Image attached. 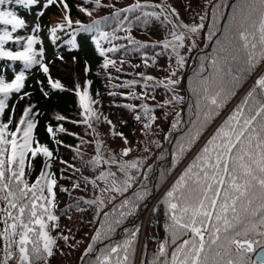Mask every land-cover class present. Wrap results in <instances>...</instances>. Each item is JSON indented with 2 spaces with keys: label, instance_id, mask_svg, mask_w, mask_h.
<instances>
[{
  "label": "snow or ice",
  "instance_id": "1",
  "mask_svg": "<svg viewBox=\"0 0 264 264\" xmlns=\"http://www.w3.org/2000/svg\"><path fill=\"white\" fill-rule=\"evenodd\" d=\"M54 3L62 6L63 17L47 28L50 39L54 42L58 30L70 29L72 36L66 43L76 49L79 47L76 33L91 34L90 39L103 57L105 68L115 64L108 54H115L118 48H124L122 44L112 43L116 39H126L130 45L140 49L151 46L160 52L167 51L169 75L157 79L141 72L135 74L142 77L141 80L123 81V85L132 87L133 91L122 92L120 95L141 99L139 105L129 103L125 107L142 110L147 118L145 128L156 119L153 109L185 102V97L179 94L176 86L185 79L183 70L189 54L193 49H197L199 64L194 62L195 70L190 69L187 77L188 90L195 94V102L188 101L185 108L176 111L168 131L164 133L165 141H175L171 151L173 165L184 157L200 133L219 115L218 110L234 94L233 90L255 73L253 83L239 103L203 141L191 161L164 193L161 201L167 212L164 228L166 233L170 234L171 241L166 237L159 243L158 251L149 264H264V0H258V4L256 0H249L244 5L240 0H232L230 4L227 0H217V3L212 5L211 19L204 34L205 41L215 40L210 58L200 51L197 45V39L205 27L207 12L200 16L198 23H185L183 20L176 23L163 10V4H154L152 0H135L124 7L103 5L101 0H93L95 6L113 7L114 12L83 23L80 20H72L67 0H0V24L3 25L0 27V58L23 62V68L15 71L11 79H6L5 75L0 73V201L3 202L0 207V240L3 243L0 264H9V260L13 258L16 259V264H33V261L40 259L42 255H53L57 237L62 238L65 243L68 241V236L62 231H58L56 236L50 234V229L60 227L59 216L53 210L57 195V178L51 170L52 161L58 151L54 152L35 134L39 109L29 104L13 125V104L7 119H4L5 110L9 108L6 101L13 92L20 98L29 95L22 92V89L28 75L26 70L34 65L48 74L47 84L50 89H65L61 80L54 79L50 74L49 62L44 56L45 48L34 47L37 41L42 42V37L36 33L44 26L36 22L31 27L32 34H16L17 30L27 29L28 22L18 14L15 5H23L26 8L36 6V15L40 16ZM156 8L161 11H149ZM80 9L91 15L89 8L81 5ZM134 10H139L141 15L131 19L127 15H124L123 19L120 18L122 13H132ZM171 13L179 18L174 7L171 8ZM161 16L164 17L165 25H172L163 39L144 41L132 35L130 29L133 27V21L139 22L143 17L142 23L147 25L150 18L159 19ZM110 23H115V29L106 31L105 26ZM73 24L76 25L75 28L71 27ZM117 31H124L125 35L117 37ZM235 37L239 38V44L235 42ZM6 42H15L17 47L13 50L6 46ZM104 42H107L109 47H104ZM158 46H162V49ZM183 48H187V52H182ZM143 55L146 57L143 63L147 66L148 53L143 52ZM57 56L63 59L59 53ZM151 60L155 62L156 56L153 55ZM89 68L86 64L85 70ZM108 77L113 78L111 73ZM39 83L43 87V82ZM91 84V80H86L82 88L77 82L72 89L78 97L82 119L71 122L85 125L86 132L92 128V121L99 124L101 120V114L93 107L98 100L93 99L90 93L88 86ZM137 84L141 85L144 91L137 93ZM161 85L171 94V98L166 97L160 104L147 103L144 97L148 95V90L151 89L154 93ZM43 94L48 96L50 91L46 90ZM185 112L187 119L183 118ZM140 115L141 113L137 112L136 118L139 119ZM164 115L166 116L167 112ZM104 119L112 125L111 120L107 117ZM112 127L115 128L114 125ZM45 128L57 145L63 143L57 139V131H67L62 124L54 126L48 122ZM92 131L99 135L96 128H92ZM69 134L84 142L78 134ZM117 134L127 143V137L122 132L113 131V135ZM153 143L158 146L160 142ZM95 144L96 154L84 161L93 171V175L82 176L72 182L73 188L83 183L91 184L94 190H98L94 191L92 199L78 198L88 205H94V218L99 219L98 226L83 250L81 264L94 252L96 255L88 264H133L130 257L135 252L134 241L139 226L131 230L124 228L123 232L127 235L121 243H112L111 237L127 217L135 215L141 201L146 197L150 198L145 185L153 165L144 168L146 157L123 159V156L132 151L130 147H123L120 150L121 158L117 159L115 153L108 157L101 154L100 146L103 141L97 139ZM76 152L83 158L78 148ZM38 154L44 158L43 165L30 182L28 177L31 175V160ZM163 155L161 152L160 156ZM61 162L67 163L62 158ZM104 165L107 167H101ZM112 166H115L114 170ZM63 171L60 170L61 177ZM98 182H103V186ZM153 187L155 188V185ZM61 189L67 191L63 186ZM117 197H120L118 201ZM113 201L117 202L112 203ZM107 204L112 206L107 211H102ZM151 211L159 212V207H153ZM249 232H252L253 236L249 237ZM181 236L187 238L172 249L169 257L168 244L174 243ZM241 236L245 238H237ZM105 240L108 241L107 244L103 243ZM161 255L164 256L163 261L159 259Z\"/></svg>",
  "mask_w": 264,
  "mask_h": 264
},
{
  "label": "trees",
  "instance_id": "2",
  "mask_svg": "<svg viewBox=\"0 0 264 264\" xmlns=\"http://www.w3.org/2000/svg\"><path fill=\"white\" fill-rule=\"evenodd\" d=\"M70 6V16L73 21L80 20L81 22H89L92 19L111 14L114 12L113 7H98L94 4L84 5L82 0H67ZM93 2V0H90ZM103 5H115V7H124L128 4H132L135 0H101ZM230 4L232 0H227ZM249 0H240L242 5L247 4ZM258 4V0H256ZM154 4H163L164 11L168 13L172 20L179 23V20H183L185 23L199 22V18L205 12H207V18L204 21L205 27L201 32L200 37L197 39V45L200 51H202L207 57H211L213 47L215 46V40L205 41L204 34L208 29V22L211 19V8L212 5L217 3V0H152ZM87 7L91 10V15L85 14L80 6ZM15 9L18 14L23 16L28 22L27 29L17 30L16 34L26 35L32 34L31 27L32 23L29 20L30 14L27 13L30 9L23 5H15ZM175 8L178 13H171V8ZM161 11L160 8L149 9V11ZM57 6L52 8L47 7L43 15L39 16V19L44 23V31L48 33L47 28L52 26V14L59 12ZM127 15L129 19L133 16H140L139 10H134L132 13H122L121 19ZM257 13V18H258ZM164 17L161 16L159 19L150 18L147 25L142 23L141 20L133 21V27L130 29L132 35L139 40L144 41H155L161 40L165 37L168 30L171 29L172 25L163 23ZM3 25L0 24V27ZM76 26L75 24L73 25ZM10 27V26H9ZM115 29V23H110L105 26L106 31ZM253 29H249L252 31ZM70 29H65L63 36L54 45H45L50 53L45 57L46 61L49 62L50 74L54 79H60L65 85V89L55 90L50 89L47 84V75L39 69L38 66H33L31 69H27L28 75L25 79V86L22 92L29 93V95L20 98L18 94L13 92L6 103L9 108L5 110L4 119L6 120L11 105L15 104V112L13 115V125L18 121L23 109L29 104L35 105V108L39 109L37 116L38 125L35 129L37 138L42 143H47L54 152L58 151L56 158L52 161L51 170L56 174L57 185L56 187V202L54 212L59 216V229H50V234L56 236L58 231H62L64 235L68 236V241H65L57 237L56 245L53 248V255L51 257L42 255L40 259L34 260L33 264H81V256L84 248L87 246L91 239V235L94 233L95 228L99 224V219L94 218V205H88L83 200H78L80 197L92 199L94 198V190L91 184L84 185L81 183L78 187L73 188L72 182L82 176H91L93 171L88 165L84 163L85 160L96 154L97 145L95 141L97 139L103 141L100 146L101 154L108 157L111 153H115L117 159L121 158L120 150L123 147H130L132 151L127 155L123 156V159H133L134 157L141 156L146 157L144 161V168L147 169L148 165H153L152 170L149 172L146 181V187L150 194V198L146 197L141 201V206L135 213V215L127 217L123 224L119 225L111 237L112 243H121L126 237V233L123 232L124 228L133 229L137 225L139 231L137 232L134 246L135 252L130 257L133 264H149L153 259L154 254L158 251V246L161 241H164L167 237L171 241L170 234L166 233L164 224L167 218L166 207L161 203L164 193L168 190L171 184L178 178L180 173L183 171L187 163L191 161L198 148L202 146L203 141L215 130L222 120L235 108L239 103L240 99L249 89L253 83V77L246 78L238 87L233 91L234 94L227 99L226 103L218 110L219 115L215 116L212 122L200 133L198 139L191 149H189L184 157L175 165L172 164L171 151L172 145L175 141L167 142L164 139V133L168 131V127L175 115L176 111H180L185 108L188 101L195 102V94L188 90L187 77L189 76V70L194 68V62L196 65L199 64L197 49L189 54L186 66L183 70V76L180 84L176 87L179 89V94L185 97L184 103L168 104L163 107H157L153 109L156 119L151 122L148 128H145L147 118L143 115L140 108L135 110L125 107L126 104L132 103L139 105L141 103L140 98H129L121 96L122 92L133 91L132 87L124 86V80L137 79L141 80L142 77L135 75L136 73H145L151 75L157 79L163 78L169 75L167 71L169 57L167 51L160 52L157 48L151 46H145L140 49L138 46L133 47L126 39H116L112 43L122 44L124 48H118L115 54L109 53L111 59L115 61L114 65H109L107 68L103 67V57L96 50L94 42L90 39L89 33L79 32L76 37V41L79 45L78 48L72 49L70 45L66 43L68 40V33ZM117 37H123L124 31H117ZM259 33H257L258 39ZM49 42V36L47 35ZM235 42L240 43L239 38L235 37ZM187 43V41H186ZM56 45H59L57 48ZM7 47H17L15 42H6ZM40 41H37L34 47H40ZM104 47H109L107 42H104ZM162 49V46H158ZM182 52H187V48H183ZM143 52L148 53L147 59L149 63L147 66L144 65L143 61L146 58ZM62 56L60 59L57 56ZM155 55L156 60L153 62L151 57ZM223 55V53H221ZM75 57V60H73ZM173 64L175 58L173 57ZM90 66L89 70H85V65ZM23 68L22 61H10L7 58H0V73L5 75L6 79L13 78L14 72L19 71ZM209 70L211 66L209 65ZM111 73L112 79H109L108 74ZM179 74V73H178ZM207 74V73H205ZM91 80L92 84L89 85L90 93L93 99L98 100V103L94 104L93 107L101 114V120L99 124L92 121V128H96L99 135L93 133L92 128L85 131V125H77L71 121L80 120V108L78 104V97L72 90L74 85L78 82L81 87L85 86V81ZM43 82V87L41 83ZM151 84L152 81H149ZM193 84H196V77H193ZM117 85V87H113ZM227 87V85H226ZM49 90L50 94L45 96L44 91ZM137 93L144 91L141 85L135 86ZM97 93L99 94L97 96ZM154 96V98H149ZM171 98V94L167 93L164 87L158 86L153 93L151 89L148 90V95L144 97V100L149 104H160L165 98ZM2 98V94H0ZM140 112L139 119L136 118V113ZM165 112L167 115L165 116ZM60 117H67L68 119H60ZM107 117L111 120L112 125L115 126L113 129L107 120ZM183 118L187 119V113H183ZM52 123L54 126L62 124L66 132L57 131V139L63 141L62 144L57 145L53 139L50 138L46 131V123ZM143 129V131H142ZM113 131L116 133L122 132L127 137V143L125 140L117 135H113ZM69 133H76L79 137L83 138L84 142H81L77 136L70 135ZM178 134V133H177ZM153 141H159V145L153 143ZM70 145L71 147H68ZM80 150L83 158H81L76 149ZM146 149V150H145ZM163 152L164 155L160 156ZM61 158L67 163H62ZM44 158L38 154L37 157L31 160V175L28 177L29 181L39 173ZM107 167V165L101 166ZM113 170L115 166H112ZM63 169V177H61L60 170ZM28 169L26 167V173ZM119 175V173H118ZM142 178V177H141ZM103 186V182H98ZM139 179L137 180V184ZM155 185V188L153 187ZM66 188L67 191L61 189ZM131 191V190H129ZM128 195V193H125ZM120 197H117V201ZM113 201L112 203H116ZM71 205V207H69ZM3 206V202L0 201V207ZM112 205L107 204L102 211H107ZM159 207V212H153V207ZM51 223V222H49ZM2 227V225H0ZM191 233L189 232L188 235ZM248 236H253L252 232L248 233ZM187 236H181L174 243H169L168 256L170 257L171 251L177 244H179ZM243 239L245 237H237ZM107 244L108 241L103 242ZM74 245V247H73ZM98 248L99 245H96ZM235 251V246H233ZM3 254V243L0 240V256ZM96 255L94 252L92 256L87 257L84 264H88L89 260H92ZM254 255V253H253ZM163 261L164 256L159 257ZM9 264H16V259L9 260Z\"/></svg>",
  "mask_w": 264,
  "mask_h": 264
}]
</instances>
